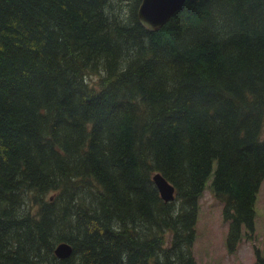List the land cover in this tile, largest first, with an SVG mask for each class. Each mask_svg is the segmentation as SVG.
I'll list each match as a JSON object with an SVG mask.
<instances>
[{
  "label": "trees",
  "instance_id": "trees-1",
  "mask_svg": "<svg viewBox=\"0 0 264 264\" xmlns=\"http://www.w3.org/2000/svg\"><path fill=\"white\" fill-rule=\"evenodd\" d=\"M140 2L0 0V264H196L209 178L227 250L252 237L264 0H185L154 32Z\"/></svg>",
  "mask_w": 264,
  "mask_h": 264
},
{
  "label": "rangeland",
  "instance_id": "rangeland-1",
  "mask_svg": "<svg viewBox=\"0 0 264 264\" xmlns=\"http://www.w3.org/2000/svg\"><path fill=\"white\" fill-rule=\"evenodd\" d=\"M198 199L195 240L192 253L196 264H255L256 251L264 259V181L256 194L254 230L252 237H242L234 252L226 247L228 222L223 218V202L218 200L208 184Z\"/></svg>",
  "mask_w": 264,
  "mask_h": 264
},
{
  "label": "water",
  "instance_id": "water-1",
  "mask_svg": "<svg viewBox=\"0 0 264 264\" xmlns=\"http://www.w3.org/2000/svg\"><path fill=\"white\" fill-rule=\"evenodd\" d=\"M185 0H141L137 10L139 23L149 31L159 30L170 17L178 11ZM160 197L165 201H173L174 187L160 173L152 176ZM71 252L69 244L61 242L54 250L59 258L67 257Z\"/></svg>",
  "mask_w": 264,
  "mask_h": 264
},
{
  "label": "bare ground",
  "instance_id": "bare-ground-1",
  "mask_svg": "<svg viewBox=\"0 0 264 264\" xmlns=\"http://www.w3.org/2000/svg\"><path fill=\"white\" fill-rule=\"evenodd\" d=\"M168 23V22H167ZM152 32H154V31H152Z\"/></svg>",
  "mask_w": 264,
  "mask_h": 264
}]
</instances>
